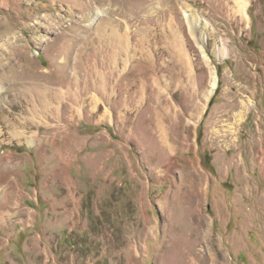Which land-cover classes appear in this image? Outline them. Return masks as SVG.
I'll use <instances>...</instances> for the list:
<instances>
[{
	"label": "rangeland",
	"instance_id": "374dc122",
	"mask_svg": "<svg viewBox=\"0 0 264 264\" xmlns=\"http://www.w3.org/2000/svg\"><path fill=\"white\" fill-rule=\"evenodd\" d=\"M0 202V264H264V0H0Z\"/></svg>",
	"mask_w": 264,
	"mask_h": 264
},
{
	"label": "crops",
	"instance_id": "0c3cea01",
	"mask_svg": "<svg viewBox=\"0 0 264 264\" xmlns=\"http://www.w3.org/2000/svg\"><path fill=\"white\" fill-rule=\"evenodd\" d=\"M113 32H114L113 33V35H114V38H113L114 43H119L120 40H121V38H119L118 32L115 31V30ZM50 90H52V89H49L48 93L52 92ZM56 93H59V92H56L55 91V96L58 97L59 95H56ZM43 103L46 105V101H44ZM56 160H58V162L59 161L61 162L63 160V153L62 152H60V158L59 159H56ZM64 162L65 163H68L66 159H65ZM59 172H61V171L58 170V175H59ZM61 176L63 178L64 176H67V175L63 171V173H61L59 175V177H61ZM6 199H4V200H6ZM8 203L12 204V201L11 200H6V204H8ZM6 204H5V207L3 209L0 208V231H3L2 228H5V226H8V224L10 222H14V221H18V220L20 222H26L25 221L26 219H28V218L30 219V217H31V215H30V213H31L30 209L23 208L22 210H19L18 212H15V210H11L8 207L6 208ZM8 206H9V204H8ZM21 229L22 228L18 229V231H20ZM0 243H3L2 240H0ZM8 244H10V245H8ZM8 244H5L4 247L1 245V247H0V253L6 248L7 245H8L7 247H9V246H11L12 243H10V241H9Z\"/></svg>",
	"mask_w": 264,
	"mask_h": 264
},
{
	"label": "bare ground",
	"instance_id": "6f19581e",
	"mask_svg": "<svg viewBox=\"0 0 264 264\" xmlns=\"http://www.w3.org/2000/svg\"><path fill=\"white\" fill-rule=\"evenodd\" d=\"M215 78L213 77L212 80H211V85H210V91L209 92H212L214 87H215V82H214ZM216 89V88H215Z\"/></svg>",
	"mask_w": 264,
	"mask_h": 264
}]
</instances>
